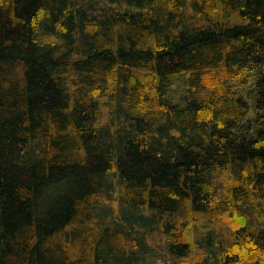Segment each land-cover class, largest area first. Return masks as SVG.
<instances>
[{"label": "trees", "instance_id": "trees-1", "mask_svg": "<svg viewBox=\"0 0 264 264\" xmlns=\"http://www.w3.org/2000/svg\"><path fill=\"white\" fill-rule=\"evenodd\" d=\"M0 264H264V0H0Z\"/></svg>", "mask_w": 264, "mask_h": 264}, {"label": "rangeland", "instance_id": "rangeland-1", "mask_svg": "<svg viewBox=\"0 0 264 264\" xmlns=\"http://www.w3.org/2000/svg\"><path fill=\"white\" fill-rule=\"evenodd\" d=\"M252 115H253V110H250L249 117H252Z\"/></svg>", "mask_w": 264, "mask_h": 264}]
</instances>
